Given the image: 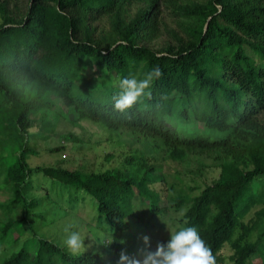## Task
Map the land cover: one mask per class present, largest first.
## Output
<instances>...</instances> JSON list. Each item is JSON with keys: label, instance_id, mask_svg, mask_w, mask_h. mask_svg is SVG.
Instances as JSON below:
<instances>
[{"label": "trees", "instance_id": "trees-1", "mask_svg": "<svg viewBox=\"0 0 264 264\" xmlns=\"http://www.w3.org/2000/svg\"><path fill=\"white\" fill-rule=\"evenodd\" d=\"M164 8L175 26L166 22ZM164 31L165 45H148ZM92 66L98 77L87 76ZM156 66L162 75L130 109L117 110L119 79H143ZM63 118L91 120L110 135L146 141L152 152L91 171L30 166L28 157L37 153L31 137L41 135L30 130L50 134ZM61 136L82 142L73 132ZM0 144L11 145L15 156L5 164L13 195L0 208L22 207L19 219L0 217V242L13 227L23 231L27 213L40 205L28 194L35 173L91 194L100 216L121 233L140 202L151 200L153 215L166 211L151 187L166 180L165 159L207 154L217 175L198 194L171 198V207L182 211L172 233L193 226L216 264L226 263L227 243L232 264H249L264 246V185H255L264 178V0H0ZM64 149L60 143L51 150ZM107 158L112 162L113 155ZM32 226L22 244L13 238L21 246L0 264H118L123 244L116 238L97 251L73 254ZM167 229L166 222L158 226L147 251L170 239Z\"/></svg>", "mask_w": 264, "mask_h": 264}, {"label": "rangeland", "instance_id": "rangeland-1", "mask_svg": "<svg viewBox=\"0 0 264 264\" xmlns=\"http://www.w3.org/2000/svg\"><path fill=\"white\" fill-rule=\"evenodd\" d=\"M22 1L26 3L28 0ZM163 14H165V20L169 26L176 25L168 9L164 8ZM167 39V32L164 31L163 36L148 43V45L153 48H161L165 45ZM93 72L96 77L100 75L92 66L87 69V76L90 77ZM52 127L53 125H46L45 128L51 130ZM30 131L41 134L40 136L31 137V143L37 150V153L28 157V162L32 167L37 165H61L91 171L115 165L127 155L152 152L148 142L135 143L130 136L125 134L113 133L110 135L98 123L91 120L74 123L63 118L57 122L50 134L47 130L40 131L37 127L32 128ZM68 132H73L82 142L62 139L61 135ZM60 143L66 144V149L56 152L51 150L59 146ZM108 155H113L112 162L107 158ZM13 161H15V156L12 154V146L0 144L1 203L8 202L13 195V184L5 181L8 167L5 164H11ZM163 172L166 173V180L154 182L151 187L160 193L161 204L166 211L159 215H153L150 208L151 200L142 201L143 203L137 204V216L128 219L129 229L121 233L117 232L104 217L100 216L96 200L91 194L82 189L76 191L70 187L55 184L44 174L35 173L32 176L34 189L29 191L28 194L31 197L38 198L40 205L27 213L25 224L22 223V226L24 225L23 231H17L13 227L10 238L8 237L0 242V259L9 256L21 246L25 239L31 237V223H33L32 228L38 235L55 239L61 244L64 243L70 232L78 231L84 240V244L88 246L86 250H82L80 253L97 251L101 248L103 242L108 243L114 237L118 241L121 239L126 241L122 249L126 253L130 251L131 255L136 253L142 257L141 250L145 249L142 237L148 236L149 241H151L154 235L157 234L158 226L162 222L167 223L166 233H172L174 231V227L171 225L172 220L177 221L182 215V211H175V208L171 207V198L180 192H186L192 196L196 195L206 183L211 182L217 175L212 158L207 154L191 156L184 162L165 159ZM255 185L261 188L264 185V178L256 181ZM20 205L12 206L8 209V213H4V208H0L1 219L6 220L8 216L21 218L22 207ZM35 213H43L46 216L43 219ZM253 214L254 211H251L246 219H249ZM17 237H19L18 243L21 242L20 245L13 243V238ZM255 239L256 233L252 236V240ZM167 242L162 243L166 244ZM232 251L230 244L227 243L223 250L226 259L225 264H232L228 258ZM249 264H264V246L252 256Z\"/></svg>", "mask_w": 264, "mask_h": 264}, {"label": "clouds", "instance_id": "clouds-1", "mask_svg": "<svg viewBox=\"0 0 264 264\" xmlns=\"http://www.w3.org/2000/svg\"><path fill=\"white\" fill-rule=\"evenodd\" d=\"M162 71L159 66L154 67L143 79H137L134 75L120 78L118 87L120 92L113 96L115 108L121 112L130 109L138 99L145 94L153 79L159 78ZM67 231V229H66ZM145 249L141 250L142 259L129 256L124 250L121 251L118 264H216V257L212 249L201 238L198 230L193 226H184L176 232L170 233L169 242H158L155 251H147L150 248L148 236H143ZM114 242L111 238L110 244ZM120 244L126 241L121 239ZM67 249L73 253H80L88 246L84 244L78 231L70 232L64 241ZM103 257V254H100Z\"/></svg>", "mask_w": 264, "mask_h": 264}]
</instances>
